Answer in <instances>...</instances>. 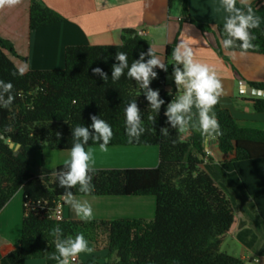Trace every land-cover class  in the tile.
<instances>
[{
  "label": "trees",
  "instance_id": "obj_1",
  "mask_svg": "<svg viewBox=\"0 0 264 264\" xmlns=\"http://www.w3.org/2000/svg\"><path fill=\"white\" fill-rule=\"evenodd\" d=\"M175 1L169 0L170 7ZM188 2L182 0V22L196 26L202 33H216L218 51L228 61V52L221 45L223 25L214 30L197 22L188 9ZM262 3L263 0H258L252 7L264 19ZM62 20L60 14L41 0H30L31 29ZM251 31L256 37L253 41L256 47L247 53L264 55V28ZM121 38L120 45L70 46L65 52L64 69L30 71L14 77L12 73L17 66L9 55L17 58L19 55L11 42L0 36V79L13 83V94L20 93L10 109L0 108V212L20 190L24 193L19 246L5 259L0 254V264H5V260L26 264L39 259L57 264L48 258L55 251L50 230L57 225L65 237L74 238L83 233L88 242L96 245L97 251H105L109 259L115 256V264H246L222 253L220 246L236 222L237 205L248 218L254 219V211L264 223V132L241 127L219 101L215 108L222 134L217 141L226 159L215 162L205 151L194 111L188 139L183 138L185 132L179 133L167 123L164 115L167 104L181 93L159 92L165 104L156 113L134 80L122 76L115 83L111 81L118 51L127 53L131 64L140 52L152 47L133 29L124 30ZM176 46L177 43L168 45L165 51L168 66L165 74L170 77ZM235 51L240 49L237 47ZM148 58L145 56V60ZM96 67L108 74L107 83L93 73ZM153 71L158 76V69ZM250 86L264 90V83H250ZM133 100L140 109L146 131L139 141L129 142L124 110ZM251 102L257 113H264V97L254 96ZM92 115L100 116L112 127L114 136L106 147L157 146L160 164L154 169L94 170L90 173L94 185L91 193H80L78 188L71 191L76 197H154L156 210L152 220L85 222L55 218L65 189L58 186L54 173L64 165L48 178L50 185H47L29 171L28 153L69 151L72 128L90 126ZM149 116L155 117L154 123ZM161 128H167L169 135H162ZM10 143L19 144V150H12ZM93 146L100 147V144L90 140L85 149ZM246 233L245 230L238 233L242 242L246 241ZM81 264L105 263L94 258Z\"/></svg>",
  "mask_w": 264,
  "mask_h": 264
},
{
  "label": "crops",
  "instance_id": "obj_2",
  "mask_svg": "<svg viewBox=\"0 0 264 264\" xmlns=\"http://www.w3.org/2000/svg\"><path fill=\"white\" fill-rule=\"evenodd\" d=\"M41 1L60 14L63 20L46 27L31 29L30 0H22L16 7L0 10V36L14 45L19 58L9 56L17 67L27 63L30 67L28 72L64 69L68 47L120 45L122 32L126 29H133L145 37L157 55L167 64L166 47L183 39L193 48L195 59L214 69L221 79L225 90V94L220 98L221 106L230 110L241 127L264 132V113L254 110L251 98L255 95L250 92V83H264V55L247 53L241 57L239 52H236L235 58L227 54V61L218 51L219 40L216 33H202L196 26L182 22V2L175 8L174 4L170 7L169 0ZM257 2L258 0H251L252 5ZM262 4L264 6V0ZM237 7H242L239 0ZM188 9L197 22L209 25L214 30L224 24L227 15L220 5V0H189ZM254 12L260 18L259 28H264V19L255 10ZM157 69V79L150 84L153 90L171 94L175 91L182 93V89L177 90L172 77ZM193 111L198 118L195 108ZM213 111L216 114L217 109L214 107ZM189 135L187 131L183 138L188 139ZM217 137L209 140L207 153H210L209 156L215 162H221L226 156L219 150ZM86 151L91 155L90 167L94 170L154 169L160 164V149L157 146H93ZM68 158L69 151H31L28 153V169L44 181L46 176H53L55 170L64 165ZM76 198L86 200L91 205V220H152L155 217L154 197ZM60 204V220L83 221L63 199ZM23 206L24 193L20 190L0 212V254L4 259L19 246ZM242 223L241 230L248 232L246 247L252 254L251 258L260 254L264 259V241L258 246L259 238H256L258 235L253 231L254 227H250L245 221L243 225ZM89 247L94 251L82 253L86 258L79 261L78 256L74 264L94 258L101 259L105 264L117 262L115 256L109 259L105 251H97L94 243L89 242ZM242 260L246 263L248 261L247 257ZM5 264L14 263L5 260ZM26 264L47 263L39 259L28 261Z\"/></svg>",
  "mask_w": 264,
  "mask_h": 264
},
{
  "label": "clouds",
  "instance_id": "obj_3",
  "mask_svg": "<svg viewBox=\"0 0 264 264\" xmlns=\"http://www.w3.org/2000/svg\"><path fill=\"white\" fill-rule=\"evenodd\" d=\"M21 2L22 0H0V10L16 7ZM239 3L242 7H237V0H220L221 7L227 13L223 24L224 38L221 40V45L233 58L237 56L235 51L237 47L240 49L239 56L241 57L245 56L249 49L256 47L253 44L256 37L251 30L260 26V18L253 10L251 0H239ZM145 56L149 58L145 60ZM172 59L175 62L172 77L177 90L182 89V93L167 104L164 112L167 123L179 133L188 131L193 120V108H195L198 115L197 125L204 137L203 143L207 152L209 140L222 134L219 121L213 111L225 94L222 81L214 69L195 59L193 48L183 39L173 50ZM115 60L118 63L112 65L111 81L115 83L122 76L134 80L142 89L150 109L158 113L165 101L160 98L158 90L150 87V82L157 77V73L153 71L154 68L167 72L168 66L156 54L155 49L150 47L147 52H140L139 58L133 60L131 64L125 52L118 51L115 54ZM29 70V65L23 63L12 75L22 77ZM92 71L105 83L109 81L108 74L101 68L96 67ZM13 93V83L0 79V108H11L16 96L20 95L18 92ZM124 112L125 130L129 142L139 141L146 129L142 123L141 112L136 100L130 101ZM90 119L92 121L90 126L77 125L72 128L69 158L64 161L63 168L54 173L58 186L65 189L62 194L64 203L69 205L76 216L85 222L93 218L92 207L86 200L77 199L71 191L73 188H78L80 193L89 194L94 190L93 177L90 175L94 169L90 167L91 155L86 151L85 145L91 140L93 143H99L101 148H105L114 136L111 125L100 116L92 115ZM148 119L155 122V117L149 116ZM160 132L164 136L169 135L167 128H161ZM59 136L60 133H57V137ZM57 219L60 220L62 217L58 215ZM50 235L54 237L55 251L50 253L48 258L55 260L57 264H74L81 253L94 251L89 247V242L83 233L77 234L74 238L65 237L63 230L57 225L50 230Z\"/></svg>",
  "mask_w": 264,
  "mask_h": 264
},
{
  "label": "rangeland",
  "instance_id": "obj_4",
  "mask_svg": "<svg viewBox=\"0 0 264 264\" xmlns=\"http://www.w3.org/2000/svg\"><path fill=\"white\" fill-rule=\"evenodd\" d=\"M182 0H176L174 2V7H178L179 3H181ZM49 176V175H48ZM48 178L46 176V179H44V182L47 185H50V182L48 181ZM254 215V219H250L248 218V216L241 211L240 207L237 205L236 206V222L234 224V226L232 227L231 231L225 235L223 237L222 240V244L220 246V250L222 253L228 254L232 257L241 259L243 257H247V263L252 262L253 264H264V259L261 257L260 254H257L255 258H251L252 254L248 252L247 247H246V241L244 240L243 242L239 239L238 237V232L242 229V227L240 226L241 222H246L247 224L250 225V227H254L253 231L256 232V234L258 235L259 238V242H258V246L261 245V243H263L262 241H264V223L261 221L260 218H257L256 213L253 211L252 212ZM256 217V219H255ZM256 225V226H255ZM236 227H237V232H236ZM257 227V228H255ZM86 253V252H85ZM79 261L83 260L84 258V254H80L79 255Z\"/></svg>",
  "mask_w": 264,
  "mask_h": 264
},
{
  "label": "water",
  "instance_id": "obj_5",
  "mask_svg": "<svg viewBox=\"0 0 264 264\" xmlns=\"http://www.w3.org/2000/svg\"><path fill=\"white\" fill-rule=\"evenodd\" d=\"M247 85V84H246ZM250 87V86H249ZM250 92L255 95V96H259V97H264V90L262 89H257V88H250ZM3 139H5L4 136H1ZM7 143L8 141L5 140ZM10 147L12 150L14 151H18L19 148H20V145L19 144H16V143H10ZM249 264H251V262H249Z\"/></svg>",
  "mask_w": 264,
  "mask_h": 264
},
{
  "label": "built area",
  "instance_id": "obj_6",
  "mask_svg": "<svg viewBox=\"0 0 264 264\" xmlns=\"http://www.w3.org/2000/svg\"><path fill=\"white\" fill-rule=\"evenodd\" d=\"M61 209H62V207H61V204L59 203L58 205H57V208H56V211H55V218H57V216L59 215L60 216V214H61ZM77 262V260L74 262V263H76Z\"/></svg>",
  "mask_w": 264,
  "mask_h": 264
}]
</instances>
